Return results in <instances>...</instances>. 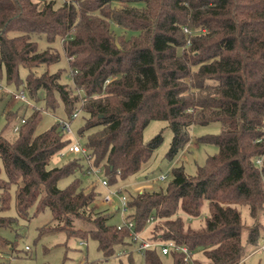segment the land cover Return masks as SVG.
<instances>
[{
  "label": "trees",
  "instance_id": "obj_1",
  "mask_svg": "<svg viewBox=\"0 0 264 264\" xmlns=\"http://www.w3.org/2000/svg\"><path fill=\"white\" fill-rule=\"evenodd\" d=\"M114 25L137 35L117 36ZM60 46L72 85L62 83L63 70L51 71L62 60ZM3 74L31 98L43 91L47 110L62 105L66 121L81 114L78 135L86 153L50 168L72 141L61 120L36 133L41 110L21 120L17 133L14 126L13 140L0 132V230L17 225V218L6 215L15 189L19 218L34 206L36 213L48 208L52 221L41 234L64 232L82 245L92 238L106 260L118 248L139 245L145 264H163L160 254L173 255L174 264H240L249 250L260 248L264 0H0V80ZM8 113L10 124L16 114ZM156 120L167 121L173 131L169 159L189 144L194 125L220 124L218 135L199 139L219 151L194 176L175 168L165 190L126 191L125 217L134 226L120 228L95 207L99 193L82 188L76 174L83 171L81 160L88 174L101 170L110 187L138 174L163 141L159 134L144 142L145 129ZM66 177L74 180L61 189ZM206 203L204 225L193 228L190 220L201 217ZM241 207L248 209L251 225ZM134 234L185 246L193 262L180 252L164 255L158 246L140 250ZM7 247L14 251L15 243L0 233V249ZM128 258L134 264L133 253Z\"/></svg>",
  "mask_w": 264,
  "mask_h": 264
},
{
  "label": "rangeland",
  "instance_id": "obj_2",
  "mask_svg": "<svg viewBox=\"0 0 264 264\" xmlns=\"http://www.w3.org/2000/svg\"><path fill=\"white\" fill-rule=\"evenodd\" d=\"M60 1V0H59ZM117 7H124L125 4H116ZM114 31L117 36L125 35L127 38L136 36L137 33L131 30L121 28L119 25H114ZM188 33V32H187ZM40 49L46 47L45 42H40ZM59 50L62 54L61 62L53 66L51 71L63 70L62 83L72 85L70 78V70L68 61L63 55L61 46ZM181 52V51H180ZM26 71H21V77L26 79ZM1 86L5 91L1 92L0 99L3 97V101L0 102V132L13 140L16 134L13 132L14 126L20 127L21 120L30 118L35 110L42 111V118L39 121L36 133H41L58 120L66 121L67 116L61 105L56 111H49L46 109L45 94L43 91L37 94V97L31 98L27 91H24L30 105L23 104L15 101L9 92H22L17 91V87L13 84H9L5 74H3L0 80ZM12 112L16 114V118L10 124H7L5 115ZM84 124V117L80 114L79 118L72 121V133L69 134L72 143H79L83 146L84 140L78 135L79 130ZM221 126L219 123H212L207 126L194 125L189 130L190 142L174 159H169L167 154L171 148L173 140V131L169 127L167 121H152L144 132V142H151L156 136L162 134L163 141L159 148L154 153L151 160L143 167V169L136 175L127 179L124 183L111 186L112 190L121 189L122 193L118 197L123 195L127 196L129 193H137L141 191H159L165 190L168 183L172 180V172L175 168L183 167L185 172L189 175H196L198 168L203 167L209 156L218 154V147L213 144H203L199 142V139L208 135H218L220 133ZM73 155L68 152L63 157L55 156L50 163V168L60 167L66 163ZM83 171L76 174V177L80 180L82 188L86 191L95 189L99 193L95 207L102 212H108L112 215L110 223L121 226L123 224V216L120 212H115L113 206H106L103 203V197L107 194V190L102 186L101 181L105 179L104 173H87L88 163L81 160ZM4 175V174H3ZM165 175L167 180L160 181L159 178ZM74 177H66L59 181L58 186L61 189L66 188ZM113 197V205H119L120 199ZM208 204L203 207L201 217L195 220H190V225L193 228H200L204 225L205 219L208 215ZM242 211V217L244 221L251 225L253 223L249 216L248 209L246 207L240 208ZM128 214V211L124 214ZM10 217L17 218L18 222L14 228L1 229L0 233L11 242L15 243V250L11 251L10 247L0 249L2 256H0V264H130L128 255L133 253L134 264H145L143 253L139 251V245L127 248H118L116 254L109 259H105L103 253L98 249V243L92 238H88L84 242L80 238L71 237L68 238L64 232L46 233L41 234V229L52 221V213L50 209L46 208L39 213H36V206L29 210V214L26 218H19L16 211V199L15 189L12 190L11 207L6 214ZM126 220V217H124ZM261 222L264 225V215ZM189 224V223H188ZM77 227H82L84 230L91 229L89 224H82L77 222ZM153 225L146 230L143 235L150 237L152 233ZM246 232L243 235V241H245ZM144 237V236H143ZM264 246V231L261 238L259 247ZM28 247L29 250L26 248ZM125 251V253H124ZM160 258L163 264H174L173 255L163 256L160 254ZM240 264H264V253L262 251L256 252L255 249L249 250L247 257Z\"/></svg>",
  "mask_w": 264,
  "mask_h": 264
},
{
  "label": "built area",
  "instance_id": "obj_3",
  "mask_svg": "<svg viewBox=\"0 0 264 264\" xmlns=\"http://www.w3.org/2000/svg\"><path fill=\"white\" fill-rule=\"evenodd\" d=\"M186 32H188L186 30ZM5 91V89L1 86L0 84V93ZM12 96V98L17 101V102H21L23 104L26 105H30V102L27 99V96L25 94L24 91L22 92H9ZM79 113H75L73 115V121L75 119L78 118ZM25 121L22 120V123H24ZM61 124H62V128L64 131H66L68 134L72 133V122H68V121H62L61 120ZM19 130V127H15L14 132L17 133ZM68 152L69 154H79V153H86V149L84 147H82L79 143H72L71 145H69L62 153H60V156L63 157L65 155V153ZM257 163L259 165L262 164V158L257 160ZM93 173H98L101 172V170L98 169H92ZM167 179V177L165 175H162L159 180L160 181H165ZM102 186L107 190V194L103 197V203L106 206H113L114 211H118L121 213V215L123 216V224L120 226H128L129 228H133V223L132 222H127V220H125V213L128 211V197L126 195H123L122 197H118L119 194L122 193V191L120 189L118 190H112L111 187L109 186L108 180L105 178L101 181ZM113 197H118L120 199V204L114 206L113 205ZM135 237L136 240H140L141 241V246H140V250H145L148 248H152L155 246H158L161 248V251L164 255H168L170 254L172 251L175 252H180V253H184L185 254V260L186 262H193V253L191 251L188 250L187 247L185 246H181V245H177L175 242L170 241V242H160V243H151L148 242L146 240H142L140 235L134 234L133 235ZM258 251H262L264 253V246L259 248L256 252ZM0 256H2V254L0 253Z\"/></svg>",
  "mask_w": 264,
  "mask_h": 264
}]
</instances>
